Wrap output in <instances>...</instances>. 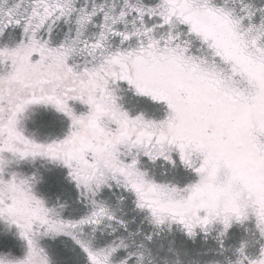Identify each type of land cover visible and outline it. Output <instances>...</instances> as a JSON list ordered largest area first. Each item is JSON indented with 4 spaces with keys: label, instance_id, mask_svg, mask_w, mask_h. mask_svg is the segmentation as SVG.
I'll list each match as a JSON object with an SVG mask.
<instances>
[{
    "label": "snow or ice",
    "instance_id": "snow-or-ice-1",
    "mask_svg": "<svg viewBox=\"0 0 264 264\" xmlns=\"http://www.w3.org/2000/svg\"><path fill=\"white\" fill-rule=\"evenodd\" d=\"M0 264H264V0H0Z\"/></svg>",
    "mask_w": 264,
    "mask_h": 264
}]
</instances>
